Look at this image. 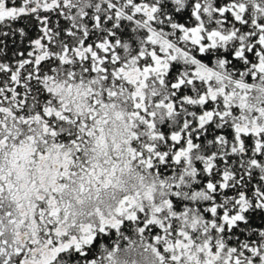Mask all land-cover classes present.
Here are the masks:
<instances>
[{"label": "snow or ice", "instance_id": "1", "mask_svg": "<svg viewBox=\"0 0 264 264\" xmlns=\"http://www.w3.org/2000/svg\"><path fill=\"white\" fill-rule=\"evenodd\" d=\"M0 264H264V0H0Z\"/></svg>", "mask_w": 264, "mask_h": 264}, {"label": "trees", "instance_id": "2", "mask_svg": "<svg viewBox=\"0 0 264 264\" xmlns=\"http://www.w3.org/2000/svg\"><path fill=\"white\" fill-rule=\"evenodd\" d=\"M127 231V230H126ZM127 234H130L131 235V233L130 232H128ZM113 239H115V237L113 236ZM123 243V242H122Z\"/></svg>", "mask_w": 264, "mask_h": 264}, {"label": "rangeland", "instance_id": "3", "mask_svg": "<svg viewBox=\"0 0 264 264\" xmlns=\"http://www.w3.org/2000/svg\"><path fill=\"white\" fill-rule=\"evenodd\" d=\"M149 242H151V240Z\"/></svg>", "mask_w": 264, "mask_h": 264}]
</instances>
